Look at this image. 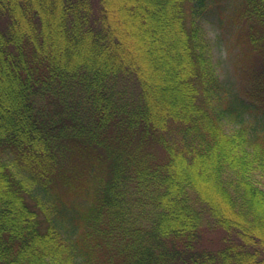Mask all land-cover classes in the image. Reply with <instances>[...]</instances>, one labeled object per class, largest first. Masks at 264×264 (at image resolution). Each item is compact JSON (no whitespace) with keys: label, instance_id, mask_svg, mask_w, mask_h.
I'll use <instances>...</instances> for the list:
<instances>
[{"label":"trees","instance_id":"16d2710c","mask_svg":"<svg viewBox=\"0 0 264 264\" xmlns=\"http://www.w3.org/2000/svg\"><path fill=\"white\" fill-rule=\"evenodd\" d=\"M219 5L0 0V264H264V0L227 4L239 86Z\"/></svg>","mask_w":264,"mask_h":264},{"label":"rangeland","instance_id":"374dc122","mask_svg":"<svg viewBox=\"0 0 264 264\" xmlns=\"http://www.w3.org/2000/svg\"><path fill=\"white\" fill-rule=\"evenodd\" d=\"M233 0H220L219 9L214 10L206 22L205 28L213 49V59L217 62V67L222 80L239 86L236 69L237 47L232 44L227 4ZM237 81V83H236ZM264 189V179L262 183ZM217 233L208 232L203 239L208 247L217 240Z\"/></svg>","mask_w":264,"mask_h":264}]
</instances>
